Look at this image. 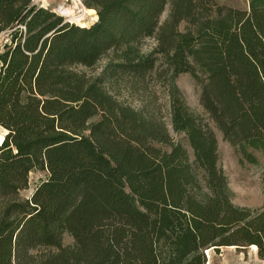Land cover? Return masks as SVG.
<instances>
[{
    "label": "trees",
    "instance_id": "trees-1",
    "mask_svg": "<svg viewBox=\"0 0 264 264\" xmlns=\"http://www.w3.org/2000/svg\"><path fill=\"white\" fill-rule=\"evenodd\" d=\"M80 1L97 17L88 26L0 0V264H207L205 250L229 246L264 261V205L232 203L210 127L240 163L264 159V0ZM103 57L100 74L85 72ZM152 74L191 153L103 86ZM182 74L206 119L179 92ZM35 171L46 177L21 196Z\"/></svg>",
    "mask_w": 264,
    "mask_h": 264
},
{
    "label": "rangeland",
    "instance_id": "rangeland-1",
    "mask_svg": "<svg viewBox=\"0 0 264 264\" xmlns=\"http://www.w3.org/2000/svg\"><path fill=\"white\" fill-rule=\"evenodd\" d=\"M218 5H223L235 9L246 10L249 0H214ZM37 7L49 9L65 21L75 25L88 26L92 24L96 16L88 13L80 0H32ZM60 10V11H59ZM68 12L67 16H64ZM70 12V13H69ZM168 9L161 15V22L165 20ZM182 28V27H181ZM8 40L7 32L0 34V52ZM155 45L153 39L143 41L141 45L142 53H148ZM108 62L107 57H103L96 66L85 72L91 76H97ZM81 70V68H78ZM84 70V69H82ZM175 84L181 93L189 109L199 117L206 119V115L199 103L200 88L196 85L189 74H182L175 80ZM103 86L119 102L126 104L133 109L145 108L148 112L156 114L165 123L169 134L175 142L181 143L188 151L191 150L182 135L176 134L170 127L169 116V95L166 86L158 81L155 75L146 77L141 85L133 87L126 80H105ZM210 127L215 133L217 140L218 165L223 170L228 180V187L231 191V200L235 206L258 209L264 205V159L257 155L256 164L240 163L239 157L233 148L222 139L221 134L210 123ZM4 130L0 128V139ZM46 177V172L35 171L29 176V186L21 192V196L29 197L34 187L40 180ZM63 243L72 244V239L64 235ZM207 264H264L258 257L255 246L248 247H220L218 251L211 249L205 250Z\"/></svg>",
    "mask_w": 264,
    "mask_h": 264
},
{
    "label": "bare ground",
    "instance_id": "bare-ground-1",
    "mask_svg": "<svg viewBox=\"0 0 264 264\" xmlns=\"http://www.w3.org/2000/svg\"><path fill=\"white\" fill-rule=\"evenodd\" d=\"M86 9V8H85ZM60 11V10H59ZM88 13H94V10H91V9H87L86 10ZM70 13V12H69ZM62 15H64V16H67L68 15V12H65L64 14H62ZM96 16L94 17V20H96ZM2 139H3V137H1V139H0V143H1V141H2Z\"/></svg>",
    "mask_w": 264,
    "mask_h": 264
},
{
    "label": "crops",
    "instance_id": "crops-1",
    "mask_svg": "<svg viewBox=\"0 0 264 264\" xmlns=\"http://www.w3.org/2000/svg\"><path fill=\"white\" fill-rule=\"evenodd\" d=\"M5 133H6V132H5V130H4V134H3V136L5 135Z\"/></svg>",
    "mask_w": 264,
    "mask_h": 264
},
{
    "label": "water",
    "instance_id": "water-1",
    "mask_svg": "<svg viewBox=\"0 0 264 264\" xmlns=\"http://www.w3.org/2000/svg\"><path fill=\"white\" fill-rule=\"evenodd\" d=\"M6 134V133H5ZM4 137V136H3ZM3 140V139H2Z\"/></svg>",
    "mask_w": 264,
    "mask_h": 264
}]
</instances>
